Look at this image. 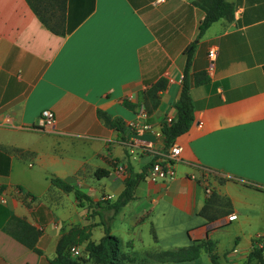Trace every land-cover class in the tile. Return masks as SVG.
I'll return each mask as SVG.
<instances>
[{"label": "crops", "instance_id": "crops-1", "mask_svg": "<svg viewBox=\"0 0 264 264\" xmlns=\"http://www.w3.org/2000/svg\"><path fill=\"white\" fill-rule=\"evenodd\" d=\"M228 1L231 19L213 23L194 48L195 120L173 143L183 148L175 177L159 183L147 180L148 168L170 149L162 128L176 116L186 50L204 11L194 0H67L61 36L25 0H0V264H50L75 227H89L95 243L108 227L138 264H214L207 241L220 264H242L255 242L264 245V0ZM160 80L165 87L149 95ZM45 109L56 118L44 131L36 125ZM99 110L122 120L126 134ZM134 139L151 148L131 155ZM129 172L145 178L114 212ZM12 217L42 232V255L11 236ZM192 245L200 246L193 262L160 256ZM74 246L87 257L85 243Z\"/></svg>", "mask_w": 264, "mask_h": 264}, {"label": "trees", "instance_id": "trees-1", "mask_svg": "<svg viewBox=\"0 0 264 264\" xmlns=\"http://www.w3.org/2000/svg\"><path fill=\"white\" fill-rule=\"evenodd\" d=\"M25 1L44 26L46 25L51 32L64 36L67 0H49L50 2L48 5H44L45 0ZM193 4L204 11V16L195 40L186 50L187 61H185L183 69L182 91H180L179 98L175 103V109L177 110L176 116L170 122H164L162 128V135L163 138H165V144L167 147L173 145L176 137L187 132L188 129H190L193 120H195L193 103L189 92L191 90L189 71L196 43L213 23L222 18L230 20L233 13V8L228 0H194ZM195 78L197 79L196 82H201L197 75H195ZM164 87V80H160L152 89L148 90L147 93L152 96L156 90L159 88L163 89ZM155 104L156 103H154V105ZM98 114L103 123L107 126L116 129L123 135L126 134V127L122 120L114 118L107 112H101V110L98 111ZM97 176L101 178L99 173ZM143 178H145L144 172L128 173L123 180L124 188L119 194V198L110 207L114 212H117L128 202L134 200L135 187ZM51 182L65 192H73L80 200L86 199L87 201H92L90 197L74 189L70 184L57 177H52ZM202 211H204V209ZM202 211L201 213H203ZM11 221L15 224L18 230L12 232L11 236L33 252L42 255L40 249L36 247V241L38 237L41 236L42 232L17 217H12ZM105 231V237H103L100 242L95 243L89 239L91 235L89 227H75L70 233L64 234L60 237L56 249V257L49 260L50 264H90L91 262H95L96 264H138L135 257L129 256L128 253L123 251L120 240L117 236L111 234L108 227L105 228ZM81 243H85L84 251L86 252L87 257L85 259H74L70 256L69 249L74 245ZM205 251L208 253L214 264H220L219 257L213 253L212 242L207 241ZM199 254L200 246L192 245L188 249L185 248L179 249L175 252H164L163 255L160 256L162 259L164 258L174 262H193L200 258ZM246 257L245 264H264V245L259 244L258 241L255 242Z\"/></svg>", "mask_w": 264, "mask_h": 264}, {"label": "built area", "instance_id": "built-area-1", "mask_svg": "<svg viewBox=\"0 0 264 264\" xmlns=\"http://www.w3.org/2000/svg\"><path fill=\"white\" fill-rule=\"evenodd\" d=\"M163 1V0H162ZM209 63L207 66V71L211 72L214 68V62H216L217 56H218V49L216 47L211 48L209 51ZM56 115L51 109H45L39 118L37 119V125L36 127L41 128L42 130H49L53 128L55 123ZM172 118H169L166 120L167 122H170ZM129 152L131 155H133L138 150H146L151 148V143L144 139H134L130 144ZM181 150H183L182 146L178 144H173L168 153L163 157V159L156 158L149 166L148 172H147V180L150 182H163L167 180H171L175 177L176 171L174 168V162L178 160L179 155L181 153ZM116 173L120 177H124L126 173V167L123 165H117L116 166ZM201 182L205 184V193L207 195H210L212 190L209 187V185L206 183L205 178L201 179ZM110 199V197H109ZM235 215H230L228 217L229 220L234 219ZM70 254L75 257H80V251L76 246L70 248Z\"/></svg>", "mask_w": 264, "mask_h": 264}, {"label": "rangeland", "instance_id": "rangeland-1", "mask_svg": "<svg viewBox=\"0 0 264 264\" xmlns=\"http://www.w3.org/2000/svg\"><path fill=\"white\" fill-rule=\"evenodd\" d=\"M228 239L229 238H227L226 236H224V238L222 239V241H223V243H226V242H228ZM204 256V255H203ZM75 258H82V259H85L86 258V256H81L80 255V257H75ZM74 258V259H75ZM200 261L197 263V264H205V261H202V257L199 259ZM205 260H206V257H205ZM245 262H246V260H244L243 262H242V264H245ZM90 264H96L95 262H91ZM179 264H187V263H179ZM194 264V263H193Z\"/></svg>", "mask_w": 264, "mask_h": 264}]
</instances>
